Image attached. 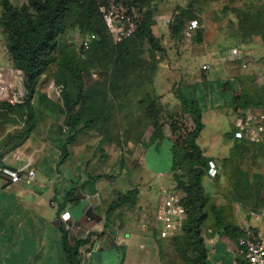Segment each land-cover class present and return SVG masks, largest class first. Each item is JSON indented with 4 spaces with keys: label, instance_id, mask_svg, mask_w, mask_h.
<instances>
[{
    "label": "rangeland",
    "instance_id": "1",
    "mask_svg": "<svg viewBox=\"0 0 264 264\" xmlns=\"http://www.w3.org/2000/svg\"><path fill=\"white\" fill-rule=\"evenodd\" d=\"M13 1L15 4L21 2ZM114 2L124 4L121 11L125 18L121 25L125 30L129 28V20L135 19L139 23L144 17L138 7L121 0H98L101 21L97 27L93 23L85 29L80 27L81 15L78 17L76 12L72 13L70 27L60 35L55 61L40 78L35 94L25 105L33 108L31 119L30 109L9 108L0 101V154L22 143V134L30 126H33V131L25 141V149L20 150H35L44 142L52 150H63L68 137L72 136L74 141L67 149L70 145L75 146V150L86 147L91 162L88 169L92 173L105 176L110 181L119 178L117 190L126 188L127 183L139 186L140 200L145 194H151V207L154 208L164 190L176 189L171 188L175 183L171 171L174 160L172 145L179 133L173 135L172 123L176 121L181 127L193 124L182 108L181 92L197 97L202 105L204 89L211 92L215 83L222 81L224 94L226 91L230 93V103L223 110L215 109L213 112L223 118L225 132H233L231 121L238 106L264 102V85L258 89L254 85L256 78L264 76V0H146L144 10L154 12L153 31L161 50L137 39L136 28L123 37L109 29L105 16ZM189 6L195 12L193 18L200 19L202 24L198 30L203 33L202 41L198 40V34L187 37L185 28L179 36L172 35L170 31L179 9ZM170 18L174 19L169 21ZM91 34L96 36L90 46L85 47L83 40ZM237 45L242 48L243 58L228 59L227 55ZM206 63L211 65L210 70L204 68ZM9 64L11 56L7 37L0 26V66ZM257 69L259 73H256ZM54 79L65 85L61 95L50 89ZM80 80L83 98L77 110L83 121L71 130L67 126L64 93L75 97ZM205 94V100L212 105L211 93ZM152 99L156 101L162 122L164 138L161 140L153 137L155 120L148 111ZM219 117L217 115V119ZM206 121L208 128L204 138L209 142L210 152L217 155L222 151L216 150L220 144L213 146L212 143L220 131L219 125L214 120L206 118ZM11 156L14 162H23L18 153ZM211 159L216 162L218 173L211 176L208 172L204 178L205 189L212 197L210 215L214 214L212 205L218 209L217 202L221 197L226 199L229 196L240 202L247 199L248 196L239 195L249 190L244 187L242 177L253 170L264 174V142L251 141L245 150H230L228 156L219 162ZM235 180L238 195L233 187ZM258 194V201L262 202L264 185L259 187ZM210 220L212 217L209 216L206 224ZM157 227L158 230L152 227L155 234L158 233L157 240L156 236L147 239L142 235L134 239L132 250L135 257L141 261L146 256H153L158 264H195L188 235L181 231L161 238L159 222ZM142 244L146 249L140 247ZM102 252L103 259L109 264L114 263L113 252L120 254L119 262L123 263V249L112 251L103 248ZM95 263L99 264V260Z\"/></svg>",
    "mask_w": 264,
    "mask_h": 264
},
{
    "label": "crops",
    "instance_id": "2",
    "mask_svg": "<svg viewBox=\"0 0 264 264\" xmlns=\"http://www.w3.org/2000/svg\"><path fill=\"white\" fill-rule=\"evenodd\" d=\"M11 1L14 3L13 0ZM26 1L21 0L19 4H14L21 6ZM256 73H259L258 69ZM260 74L262 75V72ZM212 79L215 80L214 77ZM221 82H217L218 86L215 83L211 92L209 89H204L205 93H211L212 105L208 104L205 100L207 95L202 92L201 98L204 99V103L202 105L200 103V105L203 109L205 127L198 139L205 154L217 162L222 157L228 156L234 146L232 131L225 132L223 118L220 114L213 112L215 109L223 110L230 103V93L226 91L224 94ZM254 85L257 89L264 85V76L256 78ZM195 98L198 100L197 97ZM217 115L220 116L218 119ZM206 118L209 121L214 120L215 124L219 125L220 131L218 135L214 136V143H212L213 146L220 144L216 150L222 151L217 155L210 152L212 149L204 138L208 128ZM234 118L235 116L231 121L232 125H234ZM165 137L171 138L168 134H165ZM26 143L5 153L0 159V168L4 165L21 168L32 157L37 170V177L32 185L8 181L0 172V258L3 261L2 264H67L61 231L62 226L66 228V222L61 217L62 213L66 211L71 214L68 221L71 228L67 229L71 241L86 238L91 234V241L99 243V249L93 254L81 256L84 258L83 264L85 262L96 264L97 260H99V264H109L103 259V248L112 251L115 248L123 249L122 264H158L153 260V256H146L140 261L138 257L134 256L132 249L135 245L134 239L141 235L147 239H152L153 236H156V240L159 238L158 233L155 234L152 227L158 230L157 210L164 193L153 208L151 207V194H145L143 200H140L141 190L139 188L140 194L136 204L132 207L117 209L110 226L107 227V232H105L106 211L111 202L117 199L120 193L127 192L137 186L127 183L126 188L117 190L116 183L119 178L110 181L105 176L99 177L100 175L92 173L88 169V166L91 167V162L89 163L90 157H88V151L85 150L86 147L75 150L76 147L70 145L68 155L63 157L62 150H52L45 142L35 150H20L23 147L25 149ZM17 153L22 156L23 162L16 163L11 158V155ZM263 175L256 170L248 174L244 173L242 182L244 187H248L249 190L240 194L235 180L233 187L237 190L236 194L246 195L248 200L240 202L229 198V196L226 199L221 197L217 202L219 206L217 210L224 225L217 223L215 213L210 215L212 220L208 224H204L202 234L212 264H234L238 259V239L227 234L226 224H232L242 229L247 227L264 229V198L262 202H259L257 198L259 187L264 185ZM203 183H205V179ZM174 187L175 183L171 188ZM218 192L219 190L215 191V194ZM257 203L261 204L257 205ZM140 247L146 249L144 244ZM113 255L115 259L113 264H120V254L113 252Z\"/></svg>",
    "mask_w": 264,
    "mask_h": 264
},
{
    "label": "trees",
    "instance_id": "3",
    "mask_svg": "<svg viewBox=\"0 0 264 264\" xmlns=\"http://www.w3.org/2000/svg\"><path fill=\"white\" fill-rule=\"evenodd\" d=\"M121 1H125L130 6L138 7L144 15L139 23L136 20L135 37L148 42L154 49L161 50L159 39L153 31L155 25L154 12L144 10L146 0ZM97 2L98 0H27L23 5L16 6L11 0H1L0 26L7 37L11 65L22 71L30 96L35 94L40 78L55 61L56 50L60 46V35L70 27L69 18L72 13L76 12L78 17L81 15L80 27L85 29L87 26L92 25L91 23L95 24V27L98 26L101 18ZM193 17H195V12L191 6L179 9L174 23L170 26L172 35L179 36L185 28L186 22ZM197 34L198 40L202 41V31H198ZM63 86L65 89L64 84ZM82 94L83 83L81 80L75 97H69L67 93H64L67 126L71 130H74L83 121L82 114L77 110V106L83 98ZM179 98L183 110L189 114L193 123L191 127H181L175 121L171 126L173 135L179 133L178 139L172 145L174 160L171 171L175 188L184 193L182 202L187 211V219L182 231L189 236L192 242L193 262L195 264H212L202 234L203 226L210 216L212 203V197L206 191L203 183L204 178L208 175L212 159L205 154L204 149L198 142L205 127L203 109L199 100L188 96L184 92L179 94ZM3 104L9 108H20L23 111L30 109L29 119L32 117L33 108L31 105L25 107V105ZM258 104H264V102ZM242 107L247 108L250 106L245 105ZM148 111L155 120L153 137L161 140L164 138V132L160 113L154 99L151 100ZM32 131L33 126L26 128L22 134L23 142L14 145L12 150L22 146ZM233 138L235 139L233 150L241 148L245 150L251 143L249 140L238 139L234 136ZM73 141L74 138L69 136L62 150L63 157L68 155L67 146ZM9 151L11 150L0 154V159ZM139 194V187H133L127 192L120 193L117 199L111 202L106 211L105 232H107V227L110 226L115 211L119 208L134 206ZM212 210L216 215L217 223L224 225L217 208L212 205ZM225 230L228 235L236 239L244 234V229L232 224H226ZM61 231L67 264H82L81 247L91 241V234L86 238L71 241L69 231L63 226ZM239 263L246 264L241 258Z\"/></svg>",
    "mask_w": 264,
    "mask_h": 264
},
{
    "label": "built area",
    "instance_id": "4",
    "mask_svg": "<svg viewBox=\"0 0 264 264\" xmlns=\"http://www.w3.org/2000/svg\"><path fill=\"white\" fill-rule=\"evenodd\" d=\"M122 7H124L123 3H112L105 16L109 29L118 33L120 37L128 35V32L136 28L135 19L128 21V30H125L121 25L125 18L121 11ZM173 19L170 18L169 21ZM201 25L198 18L188 20L184 29L185 35L190 38L194 37ZM95 36V34L87 36L83 40L84 46L89 47ZM227 58L234 60L243 58L242 48L239 45L235 46L227 55ZM204 68L210 70L211 65L206 63ZM50 89L61 95L64 86L54 79L51 82ZM0 101L14 106L26 105L30 101V91L22 71L11 64L0 66ZM233 136L238 139L264 142V104L247 108L238 106L235 109ZM0 172L8 181L24 182L27 185H32L37 177V170L34 167L32 157L21 168L4 165L1 166ZM209 173L211 176H216L218 173L217 164L213 160L210 161ZM183 197L184 193L177 189L164 191V197L157 210V222L160 223L159 235L161 238H168L182 231L187 219V211L182 202ZM61 217L66 222V229H70L71 225L68 222L71 218L70 212L62 213ZM98 249L99 243L90 241L81 247V256L91 255ZM237 253L238 259L235 260L234 264H240V258L246 264H264V229L260 230L253 227L244 229V234L237 240ZM83 262L82 259V264Z\"/></svg>",
    "mask_w": 264,
    "mask_h": 264
}]
</instances>
